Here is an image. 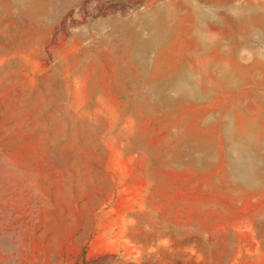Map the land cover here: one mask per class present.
Instances as JSON below:
<instances>
[{
    "label": "rangeland",
    "instance_id": "374dc122",
    "mask_svg": "<svg viewBox=\"0 0 264 264\" xmlns=\"http://www.w3.org/2000/svg\"><path fill=\"white\" fill-rule=\"evenodd\" d=\"M0 264H264V0H0Z\"/></svg>",
    "mask_w": 264,
    "mask_h": 264
},
{
    "label": "crops",
    "instance_id": "0c3cea01",
    "mask_svg": "<svg viewBox=\"0 0 264 264\" xmlns=\"http://www.w3.org/2000/svg\"><path fill=\"white\" fill-rule=\"evenodd\" d=\"M253 8H255V7H253Z\"/></svg>",
    "mask_w": 264,
    "mask_h": 264
}]
</instances>
